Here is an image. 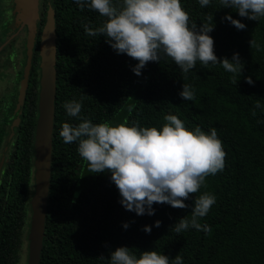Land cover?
<instances>
[{
  "label": "trees",
  "instance_id": "1",
  "mask_svg": "<svg viewBox=\"0 0 264 264\" xmlns=\"http://www.w3.org/2000/svg\"><path fill=\"white\" fill-rule=\"evenodd\" d=\"M180 2L190 25H214L208 35L218 60L239 54L244 66L235 85L233 74L221 64L204 67L197 61L184 74L163 53L159 63L148 62L137 76L132 68L138 61L117 54L104 36L85 34V25L98 28L105 17L89 8L81 10L74 0H50L58 33L57 78L39 264H110V252L121 246L137 258L152 250L170 261L180 255L183 264H264V17L257 21L240 17L235 9L222 8L220 0H210L207 7L199 0ZM113 3L119 7L122 0ZM226 16L239 20L245 29L237 30ZM244 77H251L254 84H247ZM183 84L192 86L194 100L179 96ZM72 100L82 103L79 118L69 117L62 106ZM257 102L261 108L255 107ZM166 115H176L188 130L200 127L209 133L215 128L226 152L225 167L190 194L184 201L187 208L154 203L151 216L125 210L110 173H90L78 154V142L66 144L59 136L62 123L75 126L83 119L160 130ZM205 192L214 195L216 203L200 223L212 231L189 227L177 234L173 225L191 218L195 199ZM19 194V199L0 204V264H19L28 211L25 182ZM157 220L159 228L154 226ZM123 223L129 227L124 229ZM145 225L151 227L150 234L142 230ZM101 255L104 260L98 259Z\"/></svg>",
  "mask_w": 264,
  "mask_h": 264
},
{
  "label": "clouds",
  "instance_id": "2",
  "mask_svg": "<svg viewBox=\"0 0 264 264\" xmlns=\"http://www.w3.org/2000/svg\"><path fill=\"white\" fill-rule=\"evenodd\" d=\"M81 10L89 8L98 12L106 20L93 29L84 26L88 36H104L117 54H126L138 61L132 68L135 75H141L148 62L161 60V53L169 57L182 73L195 68L197 61L204 67L221 64L223 69L233 74L234 85L242 75L243 62L234 53L231 60H218L214 53V41L208 33L214 25L189 24V14L181 6L180 0H122L117 7L113 0H74ZM201 7H207L210 0H199ZM222 8H233L240 17L257 21L264 17V0H220ZM212 20V17H210ZM237 30L246 25L226 16ZM254 42L250 41V46ZM258 47V45H255ZM247 84L253 85L251 77H244ZM179 96L184 101L195 98L191 85L183 84ZM63 108L69 117L79 118L82 103L72 100ZM261 108L259 102L255 105ZM253 111V115H255ZM166 123L160 130L156 127L127 126L121 123L111 126L108 122L93 124L89 119L73 126L62 123L59 136L66 144L78 142V154L87 163L92 174L110 173L121 196L120 204L136 215H154L156 204H168L173 208L184 209L190 194L197 193L205 185L206 177L215 175L225 167L226 152L223 150L217 131L212 128L205 133L200 127L188 130L176 115H166ZM216 197L208 192L194 201L191 218H180L173 225L179 234L189 227L210 233L211 227L201 224L200 218L207 215ZM161 222H154L159 228ZM122 227L127 229L128 223ZM151 233V227L142 229ZM107 247V245H105ZM110 264H183L182 257H169L154 250L140 252L139 257L128 247H118L109 255ZM98 259L104 260L103 255Z\"/></svg>",
  "mask_w": 264,
  "mask_h": 264
},
{
  "label": "flooded vegetation",
  "instance_id": "3",
  "mask_svg": "<svg viewBox=\"0 0 264 264\" xmlns=\"http://www.w3.org/2000/svg\"><path fill=\"white\" fill-rule=\"evenodd\" d=\"M51 8L50 0H38L33 31L21 11L16 10V0H0V204H8L11 197L19 199L20 186L26 183L27 223L19 264H23L28 245L41 77L40 44ZM55 29L57 55L56 21Z\"/></svg>",
  "mask_w": 264,
  "mask_h": 264
},
{
  "label": "water",
  "instance_id": "4",
  "mask_svg": "<svg viewBox=\"0 0 264 264\" xmlns=\"http://www.w3.org/2000/svg\"><path fill=\"white\" fill-rule=\"evenodd\" d=\"M16 10L34 31L38 17V0H16ZM32 33L30 36L32 37ZM41 77L38 117L35 125L34 192L30 200L26 264H39L45 233L48 194L51 177L52 134L56 98V29L54 15L47 16L40 44Z\"/></svg>",
  "mask_w": 264,
  "mask_h": 264
},
{
  "label": "rangeland",
  "instance_id": "5",
  "mask_svg": "<svg viewBox=\"0 0 264 264\" xmlns=\"http://www.w3.org/2000/svg\"><path fill=\"white\" fill-rule=\"evenodd\" d=\"M113 126V125H112ZM25 257H24V261H23V264H26V259H27V247L25 248Z\"/></svg>",
  "mask_w": 264,
  "mask_h": 264
}]
</instances>
